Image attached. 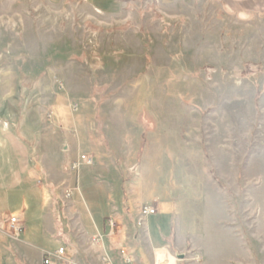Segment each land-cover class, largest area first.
Masks as SVG:
<instances>
[{
  "label": "rangeland",
  "instance_id": "1",
  "mask_svg": "<svg viewBox=\"0 0 264 264\" xmlns=\"http://www.w3.org/2000/svg\"><path fill=\"white\" fill-rule=\"evenodd\" d=\"M30 153L81 264H264V8L0 0V168Z\"/></svg>",
  "mask_w": 264,
  "mask_h": 264
},
{
  "label": "crops",
  "instance_id": "2",
  "mask_svg": "<svg viewBox=\"0 0 264 264\" xmlns=\"http://www.w3.org/2000/svg\"><path fill=\"white\" fill-rule=\"evenodd\" d=\"M214 1L219 2L225 12L241 17L264 8V0ZM32 156L30 153V163L21 168L18 173L16 170H11L12 167L8 168L2 165V168H0V264H41L43 255L58 247L57 245L48 248L46 243L52 241L53 244H56L60 239L58 237L62 235V228H59L57 224L58 222L61 223L59 219L60 211L57 207L58 199L56 196L53 197L45 186H42L48 179V173L45 174L47 178L42 179L43 183H41V180L38 179V172L31 165ZM65 178L66 174L63 173V183L66 180ZM46 183H51L57 189V185L52 181L49 180ZM1 210H11L12 213L7 212L3 215ZM11 215L19 218L24 230L21 233L8 236L2 232L6 228L3 221H6ZM90 218L94 220L92 214ZM35 224L37 226L36 233L32 229L28 231V228L33 227ZM72 249L74 250L73 253L80 252V247L77 245L72 246ZM82 251L89 258L88 261L91 264H105L104 262L91 260L89 249H82ZM146 256L143 251V255H141L142 262H139V264H147V261H145Z\"/></svg>",
  "mask_w": 264,
  "mask_h": 264
},
{
  "label": "built area",
  "instance_id": "3",
  "mask_svg": "<svg viewBox=\"0 0 264 264\" xmlns=\"http://www.w3.org/2000/svg\"><path fill=\"white\" fill-rule=\"evenodd\" d=\"M92 162V159L89 155L81 154L79 160L72 162L71 166L72 168H78L80 164L88 163L90 164ZM72 190L65 191L63 195V199H68L71 197ZM141 218L138 219L136 222L137 226H142L145 224L144 218L152 215L155 213V208L153 205L145 204L141 210H140ZM6 224V228L2 230L5 234H13L15 235L20 229L23 228L22 222L19 220V218L15 215L9 216L6 221H3V224ZM109 224H113V219H109ZM121 254L124 256L126 263L131 262L133 259V255L128 252L127 250H122ZM41 264H81L76 259L72 258V256L67 255V251L63 246H59L56 249L52 251L46 252L41 260Z\"/></svg>",
  "mask_w": 264,
  "mask_h": 264
},
{
  "label": "bare ground",
  "instance_id": "4",
  "mask_svg": "<svg viewBox=\"0 0 264 264\" xmlns=\"http://www.w3.org/2000/svg\"><path fill=\"white\" fill-rule=\"evenodd\" d=\"M156 253V264H170L166 261V258L168 257L166 250L158 249Z\"/></svg>",
  "mask_w": 264,
  "mask_h": 264
},
{
  "label": "trees",
  "instance_id": "5",
  "mask_svg": "<svg viewBox=\"0 0 264 264\" xmlns=\"http://www.w3.org/2000/svg\"><path fill=\"white\" fill-rule=\"evenodd\" d=\"M67 164V163H66ZM45 187H47V189L50 191V192H53L54 190V187L51 183H45ZM54 196V195H53ZM120 207L122 209V211H126L127 210V200H126V197L124 196V193L123 195L121 196L120 198Z\"/></svg>",
  "mask_w": 264,
  "mask_h": 264
},
{
  "label": "water",
  "instance_id": "6",
  "mask_svg": "<svg viewBox=\"0 0 264 264\" xmlns=\"http://www.w3.org/2000/svg\"><path fill=\"white\" fill-rule=\"evenodd\" d=\"M67 148V145L64 147V149H66Z\"/></svg>",
  "mask_w": 264,
  "mask_h": 264
}]
</instances>
